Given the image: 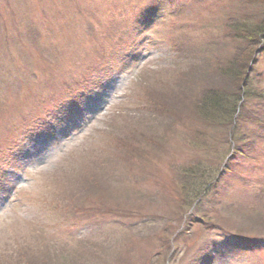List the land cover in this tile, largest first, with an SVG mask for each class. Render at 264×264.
<instances>
[{
    "label": "rangeland",
    "instance_id": "1",
    "mask_svg": "<svg viewBox=\"0 0 264 264\" xmlns=\"http://www.w3.org/2000/svg\"><path fill=\"white\" fill-rule=\"evenodd\" d=\"M262 19L264 0H0V149L103 77L0 175V264H164L172 242V264H264V242L239 243L264 237V124L247 121L264 43L234 39ZM247 64L230 146L196 111Z\"/></svg>",
    "mask_w": 264,
    "mask_h": 264
},
{
    "label": "trees",
    "instance_id": "2",
    "mask_svg": "<svg viewBox=\"0 0 264 264\" xmlns=\"http://www.w3.org/2000/svg\"><path fill=\"white\" fill-rule=\"evenodd\" d=\"M252 20L253 19H249L250 22ZM263 20L264 19L261 20V24L255 27H253L252 24H248L249 22L247 23L244 22L242 25V28L238 29V32L241 31L242 33L240 34L238 33V35L234 34V39L237 40L238 38H240V41L245 42V43H254L256 41V44L262 45L260 44V42L264 43V21ZM230 37L231 35L227 36L228 40L230 39ZM216 46L217 45H215V47ZM236 67H237V64H235V59H234V61L229 62L226 68L223 69L222 71L224 74H228V73H231V69L232 70L236 69ZM249 67L250 65L247 64L244 70H242L240 80L235 87V90L238 91L237 94H232V91L230 92L229 91H214L216 92V94L212 92L215 95L214 97L212 93L209 92L210 97H207L205 100H203V103L201 105L202 109H198L196 111L198 114L197 119L199 120V123H201V126L204 128L205 132L208 130V128L216 129L220 125H225V124L230 125L229 130L226 133V139H228L227 143L230 144V146H232L233 143L235 142L236 131H237L236 122L237 120L243 118L242 116L243 114L241 115V111H240L241 107L239 106V104L241 102V96L244 99L245 97L248 96L247 90L245 89L244 81H245V77H246ZM253 96L257 98L259 97V99L264 100V94L255 93ZM236 97H238V101L236 100ZM249 115L251 118L247 121L251 123L256 122L260 126L264 124V119H262L260 116L256 115L258 117H254L255 115L253 114H249ZM255 118H259L258 121ZM191 169H192L191 172L193 174L191 176L192 177H195L196 175L198 176V173H196L198 169L193 168V167ZM199 177H201V175ZM259 239L261 241H258V239L256 238H253V239L247 238L245 241H239V243H245L247 245L256 246L258 243L264 242V237L259 238ZM26 264H31V263L26 261ZM45 264H55V260L50 258L47 260Z\"/></svg>",
    "mask_w": 264,
    "mask_h": 264
},
{
    "label": "snow or ice",
    "instance_id": "3",
    "mask_svg": "<svg viewBox=\"0 0 264 264\" xmlns=\"http://www.w3.org/2000/svg\"><path fill=\"white\" fill-rule=\"evenodd\" d=\"M157 2H161L162 3L163 0H149L150 4H155ZM0 83H2V82H0ZM240 264H247V261L246 260H241Z\"/></svg>",
    "mask_w": 264,
    "mask_h": 264
},
{
    "label": "bare ground",
    "instance_id": "4",
    "mask_svg": "<svg viewBox=\"0 0 264 264\" xmlns=\"http://www.w3.org/2000/svg\"><path fill=\"white\" fill-rule=\"evenodd\" d=\"M214 264V263H213Z\"/></svg>",
    "mask_w": 264,
    "mask_h": 264
}]
</instances>
